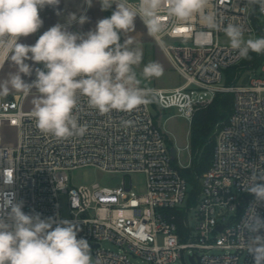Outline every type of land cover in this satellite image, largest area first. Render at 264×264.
<instances>
[{"label":"built area","instance_id":"1","mask_svg":"<svg viewBox=\"0 0 264 264\" xmlns=\"http://www.w3.org/2000/svg\"><path fill=\"white\" fill-rule=\"evenodd\" d=\"M252 8L247 0H209L208 5L225 25L238 22L245 33L256 32L259 38ZM258 12L264 17L256 8ZM165 20V32L155 39L184 82L173 88L142 85L151 100L129 112L100 114L80 97L79 123L87 126L83 136L58 139L41 132L32 111L23 108L27 95L22 92L0 98V127L8 123L19 130L17 146L3 144L0 132V214L10 210L5 201L11 199L23 202L26 214L70 220L79 228L77 238L88 241L102 264H137L138 258L149 264H180L186 256L193 264H254L239 221L255 202L243 187L250 184L249 177L264 176V60L259 68L247 70L245 79L239 75L228 84L226 69L243 59L219 42L224 32L208 29L198 16L182 32L172 30L174 20ZM202 31L209 33L206 42L199 35ZM8 57L0 54V72ZM224 92L234 93V108L226 121L217 124L213 161L199 175L196 202L188 205L191 186L180 169L192 164L191 144L186 145L188 163L177 160L179 148L172 158L171 145L152 111V97L160 110L175 109L190 120ZM181 101L183 107H177ZM88 165L123 173L122 184L69 186V170ZM135 171L146 174L144 191L133 188ZM62 193L68 194L66 218L61 216ZM257 212L264 218V202ZM258 234L264 235V230ZM105 240L122 248L106 249Z\"/></svg>","mask_w":264,"mask_h":264},{"label":"clouds","instance_id":"2","mask_svg":"<svg viewBox=\"0 0 264 264\" xmlns=\"http://www.w3.org/2000/svg\"><path fill=\"white\" fill-rule=\"evenodd\" d=\"M61 0H0V54H9L17 66L16 73L0 83V94L9 89L25 95L37 93L32 116L36 127L58 139L83 136L87 126L79 123V98L86 97L87 106L107 114L112 110L129 112L151 100L142 79L160 77L163 67L155 61L144 64L138 75L135 68L143 61L138 43L121 37L134 31L139 17L148 35L157 38L166 30V20L176 22L174 32L187 31L194 16L208 29L222 30L232 50L242 59L250 53L264 54V36L245 39V27L235 21L225 25L216 12L208 11L209 0H96L101 11H112L110 17L99 19L86 33L72 32L73 23L84 25L88 17L69 13L66 24L57 23L44 31L36 43L19 42L20 37L36 33L43 25L39 13L46 6L56 7ZM90 8L93 0H84ZM253 8L264 12V0H247ZM60 13L57 12V15ZM199 35L206 42L209 33ZM42 64L43 68H33ZM35 80L25 82L22 75ZM177 107H183L179 102ZM243 190L254 196L239 221L247 253L254 264H264V218L257 206L264 202V176L249 177ZM10 209L0 214V264H93L88 241L77 238L79 228L70 220L42 218L40 213L26 214L23 202L5 201ZM245 233L248 234L245 238ZM94 264H102L99 256Z\"/></svg>","mask_w":264,"mask_h":264},{"label":"rangeland","instance_id":"3","mask_svg":"<svg viewBox=\"0 0 264 264\" xmlns=\"http://www.w3.org/2000/svg\"><path fill=\"white\" fill-rule=\"evenodd\" d=\"M86 10L83 14H85L89 19L88 22L84 25H72L69 27V30L72 32H79V33H86L89 30L95 27L96 22L99 19L106 18V11H101L100 5L96 0H93V6L88 7L84 0H61L60 4L56 7L53 6H46L44 9L40 10V17L43 20L42 29L46 26L48 22H54L58 20H64L67 18L69 13L78 14L83 8ZM115 9L113 6L112 11ZM57 12L60 14L57 15ZM258 19L260 23L264 24V17L260 12L257 13ZM135 29L134 31L125 33L124 36L121 37V42L123 39H131L134 42L138 43L139 46L142 48L143 51V61L141 65L135 68L137 74L139 75L142 72V68L144 64L149 62L155 61L158 62L163 67V74L160 77H153L148 80H144L142 77V85L144 86H151V87H164V86H172L175 87L180 85L184 82L183 76L173 67L168 55L164 51L163 47L156 41V39L146 32V26L143 24L142 20L137 17L135 20ZM49 24V23H48ZM41 28L33 34L29 36L33 37V41H37L40 36ZM36 35L38 38L36 39ZM27 36V37H29ZM248 38H258L256 32L252 33H245V39ZM165 43H168L167 39H164ZM219 42L221 44L230 45L228 37L222 33L219 37ZM26 63L33 66L35 69L36 67H40L41 64L34 65L32 61H25ZM242 67V66H241ZM17 66L10 60H8L4 64L1 72H0V83L6 80L10 73L17 72ZM35 71H33L31 76L22 75V79L25 82L29 83ZM239 74V72H238ZM237 74V75H238ZM247 76V72H242L240 80L245 79ZM18 91L14 89H9L8 93L0 94V98H6L8 96L17 93ZM37 93L33 91L31 94H28L24 100L23 108L24 110H33V100L36 97ZM205 107V106H204ZM153 113L157 116L158 122L161 124L162 129L165 132L167 140L175 145L178 149V157L177 160L181 163H188L190 161V150L186 148V145L190 144V127L191 121L195 113H193L191 119L189 120L185 116L176 113L175 109H168L166 111L160 110L156 103L152 106ZM197 111V110H196ZM195 111V112H196ZM0 132L3 137V144L10 145V146H17L19 142V130L16 126H11L8 123H4L0 127ZM132 175V184L133 188L139 192L144 191L146 188V174L142 171H135L131 173ZM69 186L71 185H80V184H91L94 182H99L102 185H110L116 186L118 184H122L124 174L119 172H109L104 171L96 166L88 165V166H81L77 168H73L69 170ZM61 201V216L66 218L70 215L69 207H68V194L62 193L60 196ZM102 246L106 249L111 250H119L122 248L120 245L105 240L102 243ZM92 256H93V264L95 262V254L91 249ZM137 264H149L146 261H143L141 258L135 259ZM180 264H193L192 261L186 256Z\"/></svg>","mask_w":264,"mask_h":264},{"label":"trees","instance_id":"4","mask_svg":"<svg viewBox=\"0 0 264 264\" xmlns=\"http://www.w3.org/2000/svg\"><path fill=\"white\" fill-rule=\"evenodd\" d=\"M110 16L111 9L106 11V17ZM263 60V54L250 53L249 59H243L240 65L226 69V83H233L235 78L237 79V76L241 75L242 72L252 68H259ZM154 103L155 99L152 97V104L154 105ZM233 108L234 93L224 92L216 95L213 101L207 106L198 109L192 118L190 144L194 157L189 167L180 169L191 186L188 205L196 202L201 187L199 175L204 174L213 161L217 142V124L226 121ZM169 144L171 145L173 143L169 142Z\"/></svg>","mask_w":264,"mask_h":264},{"label":"crops","instance_id":"5","mask_svg":"<svg viewBox=\"0 0 264 264\" xmlns=\"http://www.w3.org/2000/svg\"><path fill=\"white\" fill-rule=\"evenodd\" d=\"M86 10V6L85 8H83L77 15V17H79L81 14H83ZM49 23V24H48ZM46 23V26L42 29L41 27V31H40V35L43 34L44 31L48 30L50 27H52L53 25L57 24V23H61V24H66L67 21L66 19L64 20H58V21H54V22H48ZM72 25H76V23H73ZM71 25V26H72ZM36 39L38 38V36L36 35L35 37ZM19 42L20 43H23V44H27V45H33L36 43V40L33 41V37L32 36H29V37H20L19 38ZM34 77H35V74L33 75V77L31 78V80L29 81V83H31L33 80H34ZM165 88H173L172 86H164ZM18 93V92H17Z\"/></svg>","mask_w":264,"mask_h":264},{"label":"water","instance_id":"6","mask_svg":"<svg viewBox=\"0 0 264 264\" xmlns=\"http://www.w3.org/2000/svg\"><path fill=\"white\" fill-rule=\"evenodd\" d=\"M251 19H252L254 25L259 30L260 37L264 36V29H263L262 25L258 21L257 14H256V8H252ZM170 150H171L172 158L176 159V157H177V147L175 145H172ZM219 229H222V226H219ZM192 259H193V256H192Z\"/></svg>","mask_w":264,"mask_h":264}]
</instances>
